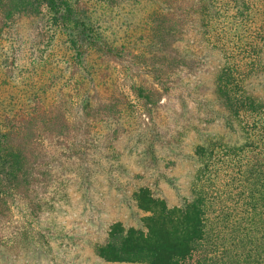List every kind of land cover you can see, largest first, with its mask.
I'll return each instance as SVG.
<instances>
[{"label": "trees", "instance_id": "trees-1", "mask_svg": "<svg viewBox=\"0 0 264 264\" xmlns=\"http://www.w3.org/2000/svg\"><path fill=\"white\" fill-rule=\"evenodd\" d=\"M116 2L0 0V37L17 15L42 13L50 30L66 33L69 52L66 90L37 94L0 116V246L30 237L14 220L18 205L37 218L49 197L66 202L58 173L71 158L97 165L120 139L154 154L158 143L179 142L180 123L200 140L194 196L169 205L139 186L132 196L141 226L112 222L96 254L106 262L191 264L207 239L206 187L235 238L229 245L245 252L237 264H264V0H147L122 35L94 16L97 5ZM164 98L176 102V119L159 115ZM80 165L77 177L88 184L95 170Z\"/></svg>", "mask_w": 264, "mask_h": 264}, {"label": "rangeland", "instance_id": "rangeland-1", "mask_svg": "<svg viewBox=\"0 0 264 264\" xmlns=\"http://www.w3.org/2000/svg\"><path fill=\"white\" fill-rule=\"evenodd\" d=\"M117 1L118 4L110 6L97 5L94 16L102 27L122 35L124 24L136 23L149 3L147 0ZM46 21L42 13L17 15L9 32L0 37V116L29 105L37 94L43 96L46 92L51 99L59 88L66 90L69 58L66 33L50 30ZM202 78L208 88L207 96L214 97L211 94L213 75L208 72ZM161 102L163 108L159 115L172 118L176 102H169L168 98ZM175 127L182 132L179 142L158 143L153 148L154 154L144 153L142 144L133 146L134 142L120 139L112 153L96 159L97 165L89 157L82 162L71 158L72 164L65 165L64 171L58 173L66 185V202L64 197H49L37 218L18 205L14 220H19L16 223L19 226H28L30 237L3 242L0 248L5 251V257L0 256V264H148L145 261L106 262L96 254L95 246L107 240V230L114 221H121L126 227L141 226L143 212L136 207L132 196L139 186H149L169 205L194 196L200 162L193 149L200 140L193 131L184 134L180 123ZM217 128L221 134V124ZM78 165L83 170L94 168L90 183H80ZM204 190L210 202L205 215L207 239L199 246L191 264H227L226 260L237 264L245 259V252L241 247L229 245L235 239L229 224L219 215V203L212 204L211 189L204 187ZM233 212L235 216L236 209Z\"/></svg>", "mask_w": 264, "mask_h": 264}]
</instances>
